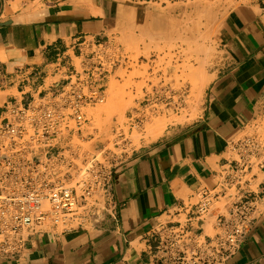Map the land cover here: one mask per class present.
<instances>
[{
    "label": "crops",
    "instance_id": "0c3cea01",
    "mask_svg": "<svg viewBox=\"0 0 264 264\" xmlns=\"http://www.w3.org/2000/svg\"><path fill=\"white\" fill-rule=\"evenodd\" d=\"M160 1L0 0V99L25 103L40 96L93 57L99 40L109 43V31L132 5ZM258 5L234 24L197 119L168 127L114 171V211L108 202L98 224L31 237L20 256L0 264H155L146 233L168 219L174 204L212 187L238 161L236 141L264 121V8ZM252 174L264 203V152ZM210 227L209 218L200 226ZM227 264H264V213Z\"/></svg>",
    "mask_w": 264,
    "mask_h": 264
},
{
    "label": "built area",
    "instance_id": "2783aa9c",
    "mask_svg": "<svg viewBox=\"0 0 264 264\" xmlns=\"http://www.w3.org/2000/svg\"><path fill=\"white\" fill-rule=\"evenodd\" d=\"M100 46L40 96L0 110V258L20 256L31 237L98 224L108 202L114 211V171L128 156L108 144L86 149L92 137L83 135L89 110L105 99ZM257 128L236 141L238 161L212 187L174 204L168 219L146 233L155 264H227L236 253L264 213L251 183L254 160L264 152ZM208 218L211 227L203 231Z\"/></svg>",
    "mask_w": 264,
    "mask_h": 264
},
{
    "label": "rangeland",
    "instance_id": "374dc122",
    "mask_svg": "<svg viewBox=\"0 0 264 264\" xmlns=\"http://www.w3.org/2000/svg\"><path fill=\"white\" fill-rule=\"evenodd\" d=\"M258 4L264 8L262 0L130 4L137 7L109 31V43L98 42L107 59L105 99L89 110L91 124L83 135L92 140L86 149L108 144L129 157L155 142L168 127L197 119L204 87L224 54L223 45L237 29L234 24H239V15L243 18L259 9ZM158 16L162 25L151 26ZM4 103L5 98L0 99V106ZM258 125L255 132L264 141V121Z\"/></svg>",
    "mask_w": 264,
    "mask_h": 264
},
{
    "label": "bare ground",
    "instance_id": "6f19581e",
    "mask_svg": "<svg viewBox=\"0 0 264 264\" xmlns=\"http://www.w3.org/2000/svg\"><path fill=\"white\" fill-rule=\"evenodd\" d=\"M227 14V13H226ZM213 16V15H212ZM162 23H163V19L160 17V16H158V17H156L155 19H154V21H153V25H151V26H159V25H162ZM176 25V24H175ZM150 26V25H149ZM208 83H206V85H207ZM155 124V123H154ZM152 125V124H151ZM158 128V127H157ZM152 130V129H151ZM158 131V130H157Z\"/></svg>",
    "mask_w": 264,
    "mask_h": 264
}]
</instances>
